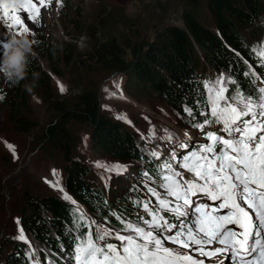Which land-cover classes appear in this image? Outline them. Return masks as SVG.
I'll return each mask as SVG.
<instances>
[{
	"label": "snow or ice",
	"instance_id": "obj_1",
	"mask_svg": "<svg viewBox=\"0 0 264 264\" xmlns=\"http://www.w3.org/2000/svg\"><path fill=\"white\" fill-rule=\"evenodd\" d=\"M55 2L63 5V0ZM51 4L52 0H15L9 7L0 0V56L12 35L27 33L35 38L29 23L39 27L41 9ZM252 51L264 68V42ZM243 63L246 69L241 75L251 91L240 85L230 69L202 82V95L194 100V107L183 106L191 127L203 133L205 143H181L169 129H163L160 137L155 127L149 129L153 140L175 143L166 159L158 146L145 149L153 171H143L141 184L154 204L134 201L139 210L131 216L110 211L119 228L108 227L107 217L103 224L89 220L58 179L52 183L45 178L74 206L72 247L68 250L61 243L60 252L51 254L38 249L17 217L13 239L27 246L26 264H264V75ZM59 87L66 91L62 83ZM213 125L219 126V132L206 131ZM5 144L17 159L16 146ZM177 147L182 155H177ZM96 166L117 176L128 171L119 163L97 162ZM52 174L57 176V170ZM38 252L44 253L43 260Z\"/></svg>",
	"mask_w": 264,
	"mask_h": 264
},
{
	"label": "trees",
	"instance_id": "obj_2",
	"mask_svg": "<svg viewBox=\"0 0 264 264\" xmlns=\"http://www.w3.org/2000/svg\"><path fill=\"white\" fill-rule=\"evenodd\" d=\"M185 1L188 6L183 13L184 27L167 24L152 40L142 36L138 42L128 37L123 38V43L115 37L96 41L91 57L103 68L127 72L142 92L163 101L182 118V125L195 129L191 127L183 106L194 107V100L201 97L207 68L217 74H227L230 69L233 70L230 74L238 78L246 91L251 89L249 81L241 75L246 69L244 61L250 63L257 73L264 75V68L258 66L257 55L252 51L253 47L264 42V0ZM202 2L211 14L212 27L197 17L195 10ZM79 27V23L75 25V28ZM32 45L49 66L55 60L70 63L75 51L71 42H53L49 37L36 39V43ZM127 50L130 58H127ZM52 67L54 72H60L56 65ZM26 72L25 79L18 82L12 79L9 81L4 75L0 78H5V88L2 89L4 98L0 101L6 105L9 121L23 134L29 133L36 126L35 119L29 114L26 116L24 112L28 101L25 80L37 78L44 85L47 95V90H51L46 72L40 68L33 55L27 57ZM50 98V104L57 114L42 127L40 136L47 145L61 154L63 186L84 207L83 212L89 220L92 218L103 224L107 217L108 227L119 228V223L110 215V211L131 216L139 210L134 201L146 202V197H150L141 181L143 171H153L145 153V149L151 151V148L133 138L134 135L122 123L100 111L93 89L82 90L76 95L75 101L69 104ZM197 119L202 118L197 116ZM71 121L90 125L89 137L95 149L113 158L137 163L139 167L133 169L138 171L139 177L133 183L128 182V186L123 189L119 183L112 182L104 188L93 180L89 182V170L80 157L73 155V138L69 129ZM25 195L20 224L34 242L43 246L37 248L45 249L49 254L59 253L60 244L63 243L66 249L71 250L70 230L73 229L74 206L69 201L65 202L62 195L58 194L37 196L26 192ZM7 241L8 236L0 240V260L8 256L10 264H26L27 246L23 242L11 240L15 251L8 252L7 248H11ZM38 254L43 260L44 253Z\"/></svg>",
	"mask_w": 264,
	"mask_h": 264
},
{
	"label": "rangeland",
	"instance_id": "obj_3",
	"mask_svg": "<svg viewBox=\"0 0 264 264\" xmlns=\"http://www.w3.org/2000/svg\"><path fill=\"white\" fill-rule=\"evenodd\" d=\"M5 2L11 7L15 0H5ZM202 3L195 10L197 17L204 24L212 27L211 14L204 2ZM187 6L185 0H63L62 6H58L55 0H52L49 7L41 9L39 27L25 20V23H29V27L36 32L35 38L29 34L33 44L36 43V39L49 37L53 42L59 40L71 42L75 51L72 61L68 64L63 60H55L52 65H56L60 72H54L52 65L49 66L31 44L32 55L40 68L46 72L51 90H47V95L44 85L37 78L31 81L25 80L28 101L24 112L26 116L29 114L36 121V126L29 133L23 134L14 128L7 117L6 105L0 101V240L4 236L9 237L7 244L11 249L7 248L8 252L15 251V246H11V240L15 241L13 237L18 232L15 221L20 217L26 200L25 193L30 192L37 196L62 195L60 191L45 182V178L54 183L57 179L60 183L63 182L61 154L47 145L40 136L42 127L57 114L50 104V97H54L55 101L69 104L75 101L76 95L82 90H95L100 111L122 123L134 135L132 137L140 140L145 147L147 145L152 150L155 145L158 146L163 153L162 159L168 157L175 141L170 144L158 138L153 140L148 136L151 127H155L157 137L164 134L163 129H169L176 134V140L181 143L205 142L198 130L182 125V118L176 111L160 99L142 92L140 86H136V82L127 72L103 68L96 63L93 56L91 57L96 41L115 37L123 43V38L128 37L138 42L142 36L152 40L167 24L184 27L183 13ZM20 15L26 14L20 13ZM78 23L80 27L77 29L75 25ZM0 31H3L2 22H0ZM249 37L252 39L251 36ZM2 51L3 49L0 48V52ZM127 58H130L128 50ZM2 60L3 57L0 56V62ZM206 72L208 73L203 80H212L219 74L209 68ZM2 75L0 73V78ZM4 82L5 78L0 79V95L5 88ZM60 83L65 86L66 91H60ZM111 92L117 95H109ZM121 116H126L127 119L118 118ZM69 129L73 138V155L80 157L89 170L90 176L87 179L89 182L93 180L106 188L112 182L117 184L127 180L128 183L132 177H139L138 171L133 170L134 167H139L134 161L119 160L95 149L89 137L91 128L88 123L71 121ZM206 130L219 132V126L213 125ZM5 141L16 146L17 159L13 158ZM176 151L178 156L182 154H178V147ZM97 162L107 165L116 163L126 165L128 171L117 176L102 167H97ZM53 169L57 170V176H53ZM130 170L133 172L129 176ZM109 176L111 179H107ZM153 204L151 202V205ZM25 234L33 241L31 235L26 231ZM33 243L36 247L40 246L37 242L33 241ZM114 243L118 242L114 240ZM167 246L174 247L170 244ZM0 264H10L8 256H4Z\"/></svg>",
	"mask_w": 264,
	"mask_h": 264
},
{
	"label": "clouds",
	"instance_id": "obj_4",
	"mask_svg": "<svg viewBox=\"0 0 264 264\" xmlns=\"http://www.w3.org/2000/svg\"><path fill=\"white\" fill-rule=\"evenodd\" d=\"M31 44L27 33L21 36L12 35L5 46L0 73L17 82L25 79L27 57L33 54Z\"/></svg>",
	"mask_w": 264,
	"mask_h": 264
},
{
	"label": "bare ground",
	"instance_id": "obj_5",
	"mask_svg": "<svg viewBox=\"0 0 264 264\" xmlns=\"http://www.w3.org/2000/svg\"><path fill=\"white\" fill-rule=\"evenodd\" d=\"M112 187V186H111ZM115 188V187H114ZM66 202V201H65ZM9 238V237H8ZM35 241V240H34ZM24 245V244H23ZM45 246V245H44ZM41 247V246H40ZM46 249H47V246H46Z\"/></svg>",
	"mask_w": 264,
	"mask_h": 264
}]
</instances>
